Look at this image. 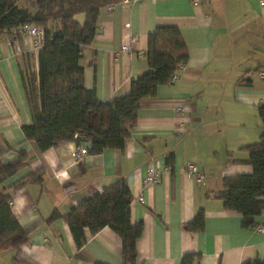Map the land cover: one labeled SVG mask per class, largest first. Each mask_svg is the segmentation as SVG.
Wrapping results in <instances>:
<instances>
[{"label": "crops", "instance_id": "crops-1", "mask_svg": "<svg viewBox=\"0 0 264 264\" xmlns=\"http://www.w3.org/2000/svg\"><path fill=\"white\" fill-rule=\"evenodd\" d=\"M159 24L176 25L188 51L179 78L158 86L139 101L137 122L122 149L108 148L81 158L73 141L39 151L22 125L31 122L21 73L34 78L41 44L18 33L0 42V161L23 149L31 157L5 181L11 209L28 241L0 251V264H121V240L108 226L77 248L62 219L53 211L70 208L123 178L132 195L130 220L142 221L136 240V264H179L186 252H199L195 264H242L264 258V212L247 229L241 215L223 208L213 193L228 174L250 173L243 146L259 140L257 106L264 104V5L258 0H135L100 10L98 32L83 47L79 63L84 85L109 101L128 92L130 81L149 67L147 35ZM127 46L128 49H125ZM182 128L177 131L178 126ZM170 155L169 162L166 156ZM169 165L162 179L143 187L150 159ZM195 163L200 182L181 171ZM41 168V184L13 189L30 171ZM204 230L183 228L198 210Z\"/></svg>", "mask_w": 264, "mask_h": 264}, {"label": "trees", "instance_id": "trees-1", "mask_svg": "<svg viewBox=\"0 0 264 264\" xmlns=\"http://www.w3.org/2000/svg\"><path fill=\"white\" fill-rule=\"evenodd\" d=\"M120 0H0V31L18 36L19 27L31 25L42 32L38 69L34 78L21 73L31 122L22 125L27 140L39 151L73 141L87 143V153L104 149H122L130 130L137 122L139 101L153 97L158 86L170 83L179 64H186L188 51L180 29L173 24H159L147 35L145 51L149 69L130 81L127 93L109 101L100 100L94 88L84 85V68L79 63L83 47L98 32L100 10ZM262 125L259 140L242 147L247 157L240 161L252 167L250 173L224 175L213 196L226 210L241 215V224L251 229L264 212V104L257 106ZM9 146L0 148V155ZM31 155L23 150L9 162L0 161V251L19 247L28 241L11 209V194L4 181L23 168ZM170 155L166 157L169 162ZM41 168L34 169L12 185L17 189L41 184ZM132 195L123 178L72 206L65 214L53 211L49 220L62 219L69 227L74 243L80 248L86 242L84 229L91 234L108 226L121 240V264H136V240L143 229L142 221L132 223ZM204 211L198 210L183 228L204 230ZM199 252H186L179 264H195ZM95 264H108L96 262ZM242 264H264V258H253Z\"/></svg>", "mask_w": 264, "mask_h": 264}, {"label": "built area", "instance_id": "built-area-1", "mask_svg": "<svg viewBox=\"0 0 264 264\" xmlns=\"http://www.w3.org/2000/svg\"><path fill=\"white\" fill-rule=\"evenodd\" d=\"M130 1H135V0H120L117 3L107 5L106 8L108 10H113L117 5L124 6L126 3L130 2ZM258 4L260 6H263L264 0H258ZM18 32L36 37L37 43L41 44L42 32L39 29H37L36 27L31 26V25H23V26L19 27ZM2 40H6L9 44V43L13 42V37H12V35H9L6 32L0 31V42ZM124 48L128 49L127 46H124ZM184 69H185V64L177 65V67L175 68L174 72L171 75L170 82L177 80L179 78L180 72L183 71ZM181 128H182V124H180V126H178L177 131L180 130ZM86 154H87L86 147L81 146L79 148V150L76 152V157L81 158ZM180 170L188 173L189 175H191L193 177H195L200 182L203 180V173L198 169V167L195 163L184 164L180 167ZM169 172H170V166L169 165L159 164L158 161H155L154 159L151 158L149 160V162L146 164L145 176L143 179V187H150L151 185L159 182L162 179V177Z\"/></svg>", "mask_w": 264, "mask_h": 264}]
</instances>
